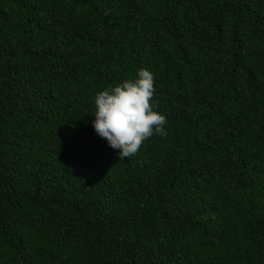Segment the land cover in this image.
<instances>
[{
	"label": "trees",
	"instance_id": "1",
	"mask_svg": "<svg viewBox=\"0 0 264 264\" xmlns=\"http://www.w3.org/2000/svg\"><path fill=\"white\" fill-rule=\"evenodd\" d=\"M140 68L167 135L120 157ZM0 264H264V0H0Z\"/></svg>",
	"mask_w": 264,
	"mask_h": 264
},
{
	"label": "clouds",
	"instance_id": "2",
	"mask_svg": "<svg viewBox=\"0 0 264 264\" xmlns=\"http://www.w3.org/2000/svg\"><path fill=\"white\" fill-rule=\"evenodd\" d=\"M154 91V74L140 68L135 77L95 94L93 128L120 157L134 155L153 134L167 135L166 115L151 102Z\"/></svg>",
	"mask_w": 264,
	"mask_h": 264
}]
</instances>
